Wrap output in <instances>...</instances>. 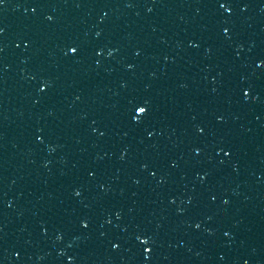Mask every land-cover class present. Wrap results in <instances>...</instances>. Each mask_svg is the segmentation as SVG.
<instances>
[{
    "label": "snow or ice",
    "instance_id": "obj_1",
    "mask_svg": "<svg viewBox=\"0 0 264 264\" xmlns=\"http://www.w3.org/2000/svg\"><path fill=\"white\" fill-rule=\"evenodd\" d=\"M140 111H142V112H143V111H145V109H144V108H140Z\"/></svg>",
    "mask_w": 264,
    "mask_h": 264
}]
</instances>
